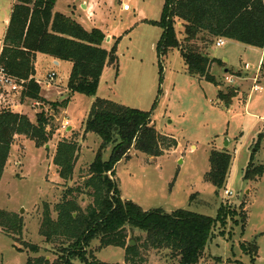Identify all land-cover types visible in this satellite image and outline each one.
<instances>
[{"label": "rangeland", "instance_id": "374dc122", "mask_svg": "<svg viewBox=\"0 0 264 264\" xmlns=\"http://www.w3.org/2000/svg\"><path fill=\"white\" fill-rule=\"evenodd\" d=\"M165 1L138 0V5L130 1L131 11L123 13H119L120 3L116 1L114 23L111 29H107L111 32L117 28L114 32L116 38L110 44L105 39L103 44L108 48L116 46L119 68L108 71V84H101L95 98L141 111L151 110L159 90L156 49L162 34V29L154 22L161 19ZM6 2L0 0L2 13ZM74 2L78 8L81 1ZM69 3H72L71 7ZM55 8L67 16H72L74 10L71 0H58ZM140 10L146 13L148 20L141 18ZM182 27L183 23L178 21L177 34L181 41L184 38ZM214 45L208 51L210 59L223 62L225 57L229 58L224 65L213 64L210 69L221 87L190 75L178 50L168 54L164 62L162 95L152 117V125L165 136L159 156L148 157L133 149L130 157L116 166L113 179L123 200L132 201L144 211L160 209L171 213L188 210L214 219L218 218L222 207L226 211L237 210L240 214L244 211L247 216L245 224L240 223L242 219L238 215L229 216L225 226L218 224L199 264H264V175L256 181L244 179L251 162L255 166L264 165V58L260 51L245 52L241 46ZM48 59L40 64L43 79L54 70L58 84L66 85L71 64L63 62L57 67ZM246 62L250 69L244 66ZM238 67L244 69L235 74L239 80L228 83L229 75L224 70ZM253 81L260 83L263 90L253 91ZM38 84L47 87L41 81ZM8 88L17 95L18 102L22 87ZM232 88L237 89L238 96L230 104L222 102L219 90ZM53 100L61 105L67 100L68 103L56 110L52 105H36L35 101H28L31 107L34 106L27 111L31 121L36 123L38 115L44 112L51 121L47 131L50 133L53 127L54 132L43 147H37L34 141L24 136H16L1 180L0 210L16 213L24 220L23 235L17 241L0 228L2 264H26L29 257H47L51 262L57 259L55 249L40 235L45 207L49 206L56 219V206L64 199L65 192L71 188L83 189L89 166L102 145V140L95 134H84L95 101L93 97L65 93L53 97ZM63 140L77 141L81 148L69 182L60 179L53 161L57 145ZM112 148L113 145L103 150L104 161L110 158ZM212 150L228 151L232 155L227 181L221 190L205 181L211 169ZM226 191L232 194L227 196ZM75 200L82 210L93 201L82 192L75 194ZM134 237L141 241L136 242ZM145 239L146 234L129 232L128 241L139 247L136 257H126L121 248L101 250L99 241H94L89 251L99 261L108 264H177L166 251L145 249L142 246ZM244 244L258 246L256 260L246 254ZM28 245L38 246L39 252L32 253ZM73 264L81 263L75 260Z\"/></svg>", "mask_w": 264, "mask_h": 264}, {"label": "trees", "instance_id": "16d2710c", "mask_svg": "<svg viewBox=\"0 0 264 264\" xmlns=\"http://www.w3.org/2000/svg\"><path fill=\"white\" fill-rule=\"evenodd\" d=\"M57 0H17L12 8L10 23L0 54V70L22 87L20 101H35L52 105L56 110L68 100L47 101L35 79L37 54L73 64L67 89L70 96L81 94L95 98L102 74L107 65L118 69L116 46L102 47L106 36L99 29L87 31L81 24L62 13H55ZM183 22L184 39L177 34V22ZM154 24L162 29L157 45L159 90L150 111L133 109L116 102L96 98L85 123L84 134H95L102 145L95 161L89 166L88 178L82 187L68 189L56 206L57 218L45 207L40 235L50 244L57 259L29 257L26 264H108L99 261L89 251L94 241L100 249L116 247L125 250L126 257L139 255V247L129 246V232L146 234L145 249L166 251L177 264H199L218 224L225 226L229 216H240L245 224L247 216L237 210L222 207L217 219L188 210L167 213L160 209L144 211L132 201L123 200L113 177L116 166L136 150L148 157H157L165 136L158 133L153 113L162 95L164 62L168 54L178 50L190 75L221 87L210 73L211 66L224 65L210 59L208 51L218 39L264 49V0H166L161 19ZM230 72V71H229ZM237 89L219 90L222 102L230 104L238 95ZM44 112L33 123L27 115L4 109L0 112V184L16 136H24L37 147L47 145L51 121ZM113 145L111 156L102 159V152ZM80 145L74 140L58 143L54 165L64 182L72 180L80 155ZM232 155L228 151L212 150L211 169L205 181L218 190L225 187ZM264 165L252 162L244 179L256 181L263 177ZM83 193L92 203L82 210L75 200ZM244 210V209H243ZM0 228L4 234L18 240L23 235L24 220L16 213L0 210ZM244 230V229H243ZM224 235V233H223ZM133 240L140 242V238ZM37 254L39 247L28 245ZM246 254L258 258L256 244L243 245ZM127 260V259H126ZM2 264V263H0Z\"/></svg>", "mask_w": 264, "mask_h": 264}, {"label": "crops", "instance_id": "0c3cea01", "mask_svg": "<svg viewBox=\"0 0 264 264\" xmlns=\"http://www.w3.org/2000/svg\"><path fill=\"white\" fill-rule=\"evenodd\" d=\"M71 1L73 2L74 10H72V16L66 15L67 17H70L71 19H73L76 22H78L79 24H81L83 26V28H85L87 31H92L93 29L101 30L104 33V35L106 36L108 44H110V42L116 38V36L114 35V32H117V28H114L113 31H111V32L107 29H111L110 26L112 25V23H114L113 15H114V12L117 8L115 5L117 0H76V1H81L78 8L75 5V2H74L75 0H71ZM130 1L133 2L134 4L138 5V0H119V3H120V5L118 7L119 13L131 11L132 8H130V10H128V11H125L123 9V6L128 4V2H130ZM16 2H17V0H7V2L2 6V9H4L3 13L0 10V12L2 14L1 15L2 17L0 16V54H1L2 49H3L4 38H5V35L7 33L9 23H10L12 8H13L14 3H16ZM68 6L71 7L72 3H69ZM55 13H60V12H57L56 8H55ZM139 15L141 16L142 19L148 20L146 13L143 12L142 10H140ZM182 29H183V33H184V26L182 27ZM180 41H181V39H180ZM217 41L218 40H216L214 47H217L216 46ZM225 42H226L225 45L230 44V45L238 46V47L241 46L242 48H244L245 52H247V51L248 52L260 51L261 55L264 58V49H257V48L248 47V46L242 45L240 43H237L235 41L226 40V39H225ZM102 47L106 50H111L113 48V47L108 48L104 44L102 45ZM48 58H50L53 61L52 64L57 66V67H59L63 62H65V61L57 60L53 57H50V56H47L44 54H37L36 62H35V69H36L35 79H36L37 83L41 81L45 85L48 77L52 74H55V71L53 70L52 73L51 72L48 73V75L44 79H43V75H41L42 72H40V64L43 63L45 60H49ZM212 59H216V58H212ZM227 61H229V58L225 57V60L223 62H227ZM67 63H70V62H67ZM261 63L262 62H260V64ZM70 64H71V70H70V74H71L73 64L72 63H70ZM249 65L250 64L247 62L244 64V66H247V68L250 69ZM118 66H119V63H118ZM112 69L116 70L115 65H107L105 67L104 72H103L102 77H101L99 89L101 87V84H103V82L107 83L106 77L108 76L107 75L108 71H110ZM225 70H228V75H229L228 77L229 78L234 77V79L233 78L232 79L234 80V83H236L237 82L236 80H239V77L236 76L235 74L239 70H244V69L241 67L240 68L238 67L237 69L232 68V69H225ZM225 70H224V73H225ZM70 74L67 78L68 80H69ZM39 77H42V78H39ZM56 78H57V74H55V78H54L55 80L52 82L53 85L49 89L45 86L40 85L42 87L41 96L43 98H45L47 101L52 102V101H54L53 97L62 96L65 93H69L67 88H66L67 89L66 91L64 90V92H60V91H63L64 87H67L68 82L66 85H60V84H58ZM253 80H255V79L253 78ZM256 85L260 86V83L257 84V81L256 82L253 81V85H252L253 91H255L254 87ZM0 88H4V89H2L3 91L0 89V112L4 109H8L14 113L27 115L31 120L30 114L27 111H29L30 108H34V106L31 107L28 104V101L21 102L20 98L18 99V102H17L16 97H15L17 95H14L9 90L8 87H5V86L1 87V85H0ZM99 89H98V91H99ZM253 91H252V93H253ZM239 93H241L240 90H239ZM94 99L96 100V98H94ZM101 99H103V98H101ZM248 100H249V98H248ZM248 100H246V101H248ZM36 105H38V102H36ZM46 111H47V109H46Z\"/></svg>", "mask_w": 264, "mask_h": 264}, {"label": "built area", "instance_id": "2783aa9c", "mask_svg": "<svg viewBox=\"0 0 264 264\" xmlns=\"http://www.w3.org/2000/svg\"><path fill=\"white\" fill-rule=\"evenodd\" d=\"M123 9L125 11L130 10V6L128 4L123 6ZM225 39H218L216 46L217 47H222L225 45ZM55 78V74H52L48 77L47 82H46V86L47 88H50L52 86V82L54 81ZM227 82L228 83H234V80L232 78H227ZM0 85L5 86V87H10L12 90H16L17 89V85L15 84V81L13 79H11L10 77H7L4 75L3 71L0 70ZM255 91H262L263 88L256 85L255 87ZM225 194L227 196L231 195L232 192L230 191H226Z\"/></svg>", "mask_w": 264, "mask_h": 264}, {"label": "water", "instance_id": "95a60500", "mask_svg": "<svg viewBox=\"0 0 264 264\" xmlns=\"http://www.w3.org/2000/svg\"><path fill=\"white\" fill-rule=\"evenodd\" d=\"M225 73L226 74H228V70H225ZM23 212V211H22ZM135 245V243L133 242V241H131L130 243H129V246H134Z\"/></svg>", "mask_w": 264, "mask_h": 264}]
</instances>
